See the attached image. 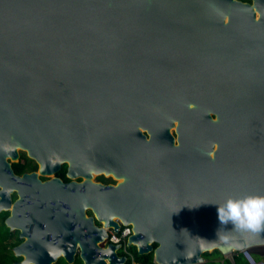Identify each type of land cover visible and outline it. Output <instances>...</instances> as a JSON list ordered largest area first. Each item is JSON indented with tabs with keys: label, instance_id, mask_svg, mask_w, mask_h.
I'll return each mask as SVG.
<instances>
[{
	"label": "water",
	"instance_id": "95a60500",
	"mask_svg": "<svg viewBox=\"0 0 264 264\" xmlns=\"http://www.w3.org/2000/svg\"><path fill=\"white\" fill-rule=\"evenodd\" d=\"M30 92L45 162L58 140H91L124 175L125 216H94L87 264H125L123 243H105L121 225L125 247L156 264L264 245V232L222 225L217 212L228 197L264 194L259 1L0 0V103ZM225 233L247 246L221 251Z\"/></svg>",
	"mask_w": 264,
	"mask_h": 264
},
{
	"label": "flooded vegetation",
	"instance_id": "af4514ba",
	"mask_svg": "<svg viewBox=\"0 0 264 264\" xmlns=\"http://www.w3.org/2000/svg\"><path fill=\"white\" fill-rule=\"evenodd\" d=\"M239 1H259L264 9V0ZM171 134L178 143L174 127ZM123 182L91 140L79 146L58 140L45 162L39 102L31 92L14 107L0 103V264H87L80 246L88 252L97 232L92 224L102 226L94 216H125L118 201Z\"/></svg>",
	"mask_w": 264,
	"mask_h": 264
},
{
	"label": "clouds",
	"instance_id": "9594fccd",
	"mask_svg": "<svg viewBox=\"0 0 264 264\" xmlns=\"http://www.w3.org/2000/svg\"><path fill=\"white\" fill-rule=\"evenodd\" d=\"M217 212L222 225L231 222L238 230L264 232V194L250 193L239 197H228L222 204H218ZM219 238L221 251L247 246L227 233ZM247 258L251 264H255L250 254H247Z\"/></svg>",
	"mask_w": 264,
	"mask_h": 264
},
{
	"label": "trees",
	"instance_id": "16d2710c",
	"mask_svg": "<svg viewBox=\"0 0 264 264\" xmlns=\"http://www.w3.org/2000/svg\"><path fill=\"white\" fill-rule=\"evenodd\" d=\"M156 245V243H154ZM3 252H0V258H2ZM122 255L127 256L125 264H156L153 261V254L152 252L149 253H138L135 246L131 245L129 247H125L121 251ZM211 254H219L222 256V261L219 264H249V262L245 259V257L240 252L233 253V262H231L227 257L223 256L218 250H213L211 252H204L203 255L208 257ZM257 260L264 261V255L254 254ZM204 264H215L210 262H205Z\"/></svg>",
	"mask_w": 264,
	"mask_h": 264
},
{
	"label": "built area",
	"instance_id": "2783aa9c",
	"mask_svg": "<svg viewBox=\"0 0 264 264\" xmlns=\"http://www.w3.org/2000/svg\"><path fill=\"white\" fill-rule=\"evenodd\" d=\"M130 233H131L130 225H121L118 231H114L112 228H109L108 229L109 235H108V238L105 240V243L107 242L123 243V246H124L126 238ZM123 248L125 249V246ZM235 252H240L245 257V259L249 262V264H251V262L248 260L247 254H250L253 257L255 264H264L263 260H257L254 257L253 253H251L249 248H246L240 251H235ZM235 252H232V253H235Z\"/></svg>",
	"mask_w": 264,
	"mask_h": 264
},
{
	"label": "rangeland",
	"instance_id": "374dc122",
	"mask_svg": "<svg viewBox=\"0 0 264 264\" xmlns=\"http://www.w3.org/2000/svg\"><path fill=\"white\" fill-rule=\"evenodd\" d=\"M250 249V251H251V253H253V255L254 254H258V255H264V245H260V246H254V247H251V248H249ZM222 254V253H221ZM223 255V254H222ZM233 255V253L232 252H230V253H228V254H226V255H224L225 257H231ZM254 257H255V255H254ZM211 259V260H217V259H219L220 258V256L219 255H214V254H211V255H209L208 257H205V260L206 259ZM206 261H204V262H202V263H196V264H204Z\"/></svg>",
	"mask_w": 264,
	"mask_h": 264
},
{
	"label": "crops",
	"instance_id": "0c3cea01",
	"mask_svg": "<svg viewBox=\"0 0 264 264\" xmlns=\"http://www.w3.org/2000/svg\"><path fill=\"white\" fill-rule=\"evenodd\" d=\"M214 255H219V254H214ZM220 256V258L219 259H217V260H211L210 258L209 259H206L205 261L206 262H210V263H215V264H219L221 261H222V256L221 255H219ZM223 256H224V254H223ZM228 259L231 261V262H233V257H228Z\"/></svg>",
	"mask_w": 264,
	"mask_h": 264
}]
</instances>
